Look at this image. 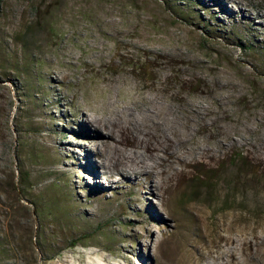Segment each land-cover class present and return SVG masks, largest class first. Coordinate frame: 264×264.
<instances>
[{"label": "rangeland", "instance_id": "obj_1", "mask_svg": "<svg viewBox=\"0 0 264 264\" xmlns=\"http://www.w3.org/2000/svg\"><path fill=\"white\" fill-rule=\"evenodd\" d=\"M234 1L0 0V264H264V0ZM155 94L196 124L164 202L72 142Z\"/></svg>", "mask_w": 264, "mask_h": 264}, {"label": "bare ground", "instance_id": "obj_2", "mask_svg": "<svg viewBox=\"0 0 264 264\" xmlns=\"http://www.w3.org/2000/svg\"><path fill=\"white\" fill-rule=\"evenodd\" d=\"M231 2L235 1L221 0L226 16L231 15L227 9ZM237 5L240 7L239 3ZM245 16L249 21L252 20L251 15L249 18L248 14ZM109 104L112 107L110 111L98 117L85 115L84 122H76L72 142L77 148L86 147L79 139L99 140L98 153L101 159L95 160L90 153L85 152L83 167L88 173H92L95 182H98L102 173L106 174L107 181L115 182L111 166H120L119 174L131 179L139 180V175L143 174L151 179L149 194L157 193L164 202L172 183L187 165L186 143L195 124L193 117L185 125L183 117L179 116L182 111L156 94L141 96L138 101L133 100L125 105L116 102ZM206 107L203 104L197 105L191 112L200 118L201 112L207 110ZM90 126H93V132L90 131ZM108 151H112V154L121 152L125 162L110 158ZM228 254L233 256L232 252ZM252 262L243 264H253Z\"/></svg>", "mask_w": 264, "mask_h": 264}, {"label": "trees", "instance_id": "obj_3", "mask_svg": "<svg viewBox=\"0 0 264 264\" xmlns=\"http://www.w3.org/2000/svg\"><path fill=\"white\" fill-rule=\"evenodd\" d=\"M240 157H238V159H239ZM23 177V176H22Z\"/></svg>", "mask_w": 264, "mask_h": 264}]
</instances>
